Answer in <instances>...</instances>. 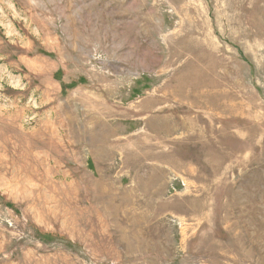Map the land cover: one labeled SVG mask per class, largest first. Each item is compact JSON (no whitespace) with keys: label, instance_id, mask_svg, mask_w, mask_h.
Here are the masks:
<instances>
[{"label":"rangeland","instance_id":"rangeland-1","mask_svg":"<svg viewBox=\"0 0 264 264\" xmlns=\"http://www.w3.org/2000/svg\"><path fill=\"white\" fill-rule=\"evenodd\" d=\"M0 264H264V0H0Z\"/></svg>","mask_w":264,"mask_h":264}]
</instances>
